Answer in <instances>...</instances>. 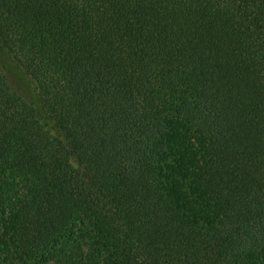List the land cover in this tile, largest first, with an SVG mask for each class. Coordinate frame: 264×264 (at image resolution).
Masks as SVG:
<instances>
[{
  "label": "trees",
  "instance_id": "1",
  "mask_svg": "<svg viewBox=\"0 0 264 264\" xmlns=\"http://www.w3.org/2000/svg\"><path fill=\"white\" fill-rule=\"evenodd\" d=\"M0 264H264V0H0Z\"/></svg>",
  "mask_w": 264,
  "mask_h": 264
}]
</instances>
